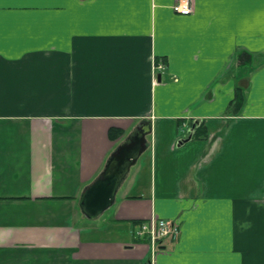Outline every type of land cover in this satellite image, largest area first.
<instances>
[{"label": "crops", "instance_id": "obj_1", "mask_svg": "<svg viewBox=\"0 0 264 264\" xmlns=\"http://www.w3.org/2000/svg\"><path fill=\"white\" fill-rule=\"evenodd\" d=\"M192 1L0 0V264H264V9ZM140 126L148 147L87 216ZM151 217L178 235L136 240Z\"/></svg>", "mask_w": 264, "mask_h": 264}, {"label": "water", "instance_id": "obj_2", "mask_svg": "<svg viewBox=\"0 0 264 264\" xmlns=\"http://www.w3.org/2000/svg\"><path fill=\"white\" fill-rule=\"evenodd\" d=\"M196 122L191 128L192 132L189 137L179 141L180 145L192 138L199 121ZM150 131L151 126L148 128L140 126L129 141L121 144L114 151L110 165L101 179L85 195H82L81 205L87 216H96L113 203L115 192L125 173L148 147L146 136Z\"/></svg>", "mask_w": 264, "mask_h": 264}, {"label": "built area", "instance_id": "obj_3", "mask_svg": "<svg viewBox=\"0 0 264 264\" xmlns=\"http://www.w3.org/2000/svg\"><path fill=\"white\" fill-rule=\"evenodd\" d=\"M172 8L175 12L183 15L191 14L195 10L192 0H175ZM164 66V64L159 63L155 68H164ZM131 232L135 239L150 240L156 245L165 239L176 237L179 233V226L171 219L151 217L138 221Z\"/></svg>", "mask_w": 264, "mask_h": 264}, {"label": "trees", "instance_id": "obj_4", "mask_svg": "<svg viewBox=\"0 0 264 264\" xmlns=\"http://www.w3.org/2000/svg\"><path fill=\"white\" fill-rule=\"evenodd\" d=\"M244 101H245V94L243 92V89H241L240 87H237V90H236V95H235V98L233 100V106L236 108V109H240L243 104H244ZM198 124H196L197 126ZM196 129V128H195ZM118 132V130L116 129H113L110 131V136L111 137H114L116 135V133ZM203 134H205L204 130H203ZM194 136H200V127L197 128L196 130H194V133H193ZM112 155L111 154L105 164V167L104 169L101 171V173L99 174V176L91 183L89 184L83 191V195H85L100 179L101 177L103 176V174L106 172L107 168L109 167L110 165V162L112 160Z\"/></svg>", "mask_w": 264, "mask_h": 264}, {"label": "snow or ice", "instance_id": "obj_5", "mask_svg": "<svg viewBox=\"0 0 264 264\" xmlns=\"http://www.w3.org/2000/svg\"><path fill=\"white\" fill-rule=\"evenodd\" d=\"M220 3H231V4H240V3H249V4H259L262 9H264V0H217Z\"/></svg>", "mask_w": 264, "mask_h": 264}]
</instances>
